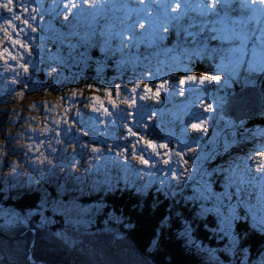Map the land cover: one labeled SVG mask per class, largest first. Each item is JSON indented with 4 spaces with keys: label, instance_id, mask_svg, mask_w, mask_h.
Here are the masks:
<instances>
[{
    "label": "rangeland",
    "instance_id": "374dc122",
    "mask_svg": "<svg viewBox=\"0 0 264 264\" xmlns=\"http://www.w3.org/2000/svg\"><path fill=\"white\" fill-rule=\"evenodd\" d=\"M229 1L231 0H227V3ZM238 1L241 2V0ZM243 2L246 5L245 7L251 10L248 12V16L246 19H232L238 24L246 25L247 29L246 32H242L239 36L238 40L241 41L239 42V49L241 52L249 53L253 47H256L257 51H259L260 46L264 45V4L260 0H243ZM2 3L3 1H0V4ZM13 3H16V5L26 3L30 8H35L34 13H31V11L27 14L21 13L22 18L29 19L31 27L26 28L20 34L19 39L28 45L31 43L28 34L34 33L31 28H44L48 32L52 30L54 38L64 46H67L70 42L71 46H67L70 53L72 52L71 50L78 53L77 48L74 47V43L78 40L85 43L91 50H100L102 53L112 55L115 52L121 53L124 48L129 52L135 47L136 50L133 57L135 60L140 57L139 50L143 48V43L136 45L133 42L132 45H125L121 48L119 40L108 45L103 41L110 33L121 31H123L124 37L128 39L142 34L144 29L138 27H133L131 32L126 31V29L131 24L135 25L138 21L147 19L149 11L157 12L156 7L158 9L160 4L174 5L179 3L181 8L171 14L179 17V20L183 17L190 19L194 15H200L203 19L204 16L213 13L208 9L207 0H143V4H141V0H93L90 4H84L83 0H13ZM157 4L159 5L155 6ZM220 4L222 6L225 5L224 0H221ZM73 5L76 7L75 13L77 15L70 14L75 7L71 12L67 10ZM84 6L87 8L82 11ZM0 11L7 13L2 7H0ZM215 11H218V7H216ZM65 16H67V19H65ZM3 18L0 19V23L3 22ZM217 19L218 17L209 19L210 23H207L210 26L206 30L209 32V36L220 34L212 31L214 27L219 26L212 23L213 20L216 21ZM220 19H223L221 15ZM60 23H64L65 28H62L59 25ZM170 23L166 25L169 30L172 24ZM179 24L181 25V21ZM196 24L199 23L197 22ZM251 25V30H248V26ZM179 27L176 25L177 29ZM148 28L149 25L146 24L145 30ZM63 29L67 31H63ZM71 32H74V34L68 36ZM84 33H88L85 35L86 37L83 36ZM246 33H250L252 40L244 37L247 35ZM66 37H68V41L64 40ZM167 37L166 35L164 41ZM46 39L49 38L37 39L34 37L33 44L46 51L47 47H49V42ZM152 46L154 47L155 45ZM0 48H10L17 58L27 52V48L21 49L10 45L2 31H0ZM172 51L177 54H174V57H170L173 58L172 63L175 64L173 74L176 77L177 73L181 72V75L177 76V80L171 74V69L169 68L164 71L165 74L162 73L159 77L155 76L156 78L151 76L152 73L149 68H145V78L147 81H152L150 88L154 93L151 91L145 92L144 87H140V83H142L140 77H137L134 79L135 92L128 86L118 85L112 81L105 82L104 80H101L98 85L99 90H87L86 87L72 90L68 87L66 88L67 84L63 83L67 82L63 81V83L56 85L50 91L32 92L33 89H31V92H23L16 97L9 94L10 99L6 98V101L1 99V96L7 94L4 92L2 83L5 82L7 85V82L11 80L9 76L14 75L15 70H20L21 66L17 63V59L8 60L0 55V181L5 182L10 175H13L14 181L16 180L17 182L15 188H17L16 185H31L36 183L37 179L48 176L54 182H59L60 180L64 182V188L58 189L59 193L62 192L64 194L65 189L68 190V193L69 190L73 192L84 189L86 185L85 178L88 174H93L96 177L99 172L105 173L104 170H108L106 173L110 175L111 166L119 163L131 168L137 178H140L139 174L141 172L136 171L132 167H146L147 174L152 177L154 169L157 170V166H162L163 170L161 173L164 174L162 176L166 183L179 185L184 180L185 172L188 169L189 161L185 155L195 153L201 146L203 148L209 147L212 142L215 144V147L213 145L212 148H217L219 151L223 150L230 156L233 164H239L241 168L248 166V179L255 176L257 180H260L264 175V169L258 167L264 164V157L259 155L260 152H264V118L259 119L260 121L256 123L249 121L250 119L247 118L240 119L238 123L231 118L225 116L223 118L220 115L222 114L220 109L224 102L226 103L229 95L222 97L223 93L219 89L227 88L224 83L231 82L230 79L233 80L235 85L244 84L246 80L242 79V73L245 74L246 78L252 75L261 76L264 72L260 70L250 72L247 62H242L235 69V73L230 70L226 71L224 70L225 65L217 60L215 67L210 72L199 74L192 69V55H196L192 48L186 50L187 54H184L181 48L176 49L173 47ZM197 52L199 54L203 53L198 50ZM156 54H161V50H158ZM179 55H182L183 58ZM130 56L133 55L131 54ZM32 60L41 64L39 62L40 59L32 58ZM86 61L89 63L90 70H93L95 66L93 60L86 59ZM188 64L190 68H188ZM160 71L161 69L158 68L157 72L159 73ZM201 75H220L221 80L201 83L199 81ZM181 76H195L197 79L194 81L186 80L184 84H181ZM137 81L140 83H137ZM92 85L97 88L96 81L92 82ZM117 86H119V92H117ZM158 86L159 96L155 94ZM105 89H110L111 91L105 92ZM184 91L188 92L190 97H181V92ZM12 102H16V104ZM207 104L213 105L211 111L205 110ZM155 105H159V107ZM155 108L161 116H164L172 123L170 124L172 126L170 131L178 133L180 136L173 139L176 143L173 145L172 150L158 149L161 152L166 151L168 153L173 151L175 155L177 152L183 151V157L176 155L177 161L174 164H164L162 161L164 157L154 154L153 150L146 146L138 136L130 135L123 124L119 123V119L125 118L134 126L142 129L147 128L146 124L155 119L150 116ZM147 110L149 113L145 115L143 120L136 122L135 114L147 113ZM191 111L195 117L193 115V117L190 116ZM262 115L264 116V113ZM43 119L44 122L41 121ZM201 122L203 123V130H196L190 127L192 123ZM86 126L90 128L101 126V136H106L107 144H101L102 148H100L97 144L85 142L82 129H86ZM131 131L133 132L132 128ZM243 131H245V136L237 137L238 133ZM131 137L134 139H131ZM184 137L192 140L198 139V141L192 144L187 142L186 139H181ZM160 141L158 139L153 142L168 144L167 140ZM75 144L79 147L78 150ZM188 146H191V150L188 149ZM93 147L98 148L99 151L93 152ZM10 149L12 150L10 151ZM124 150H127L126 158ZM133 150H135L136 155L142 154L141 150H144L150 158H157V160L150 161L143 156L151 162L145 165L133 156ZM206 151L210 153L212 149L210 148ZM213 152L217 153L216 151ZM199 153L202 158L207 157V153ZM199 153H197L198 156ZM202 158L200 160H203ZM233 164H224L222 169ZM97 167L103 170L98 171ZM40 171L43 173H40ZM95 171H97L96 174ZM173 172L177 174L173 175ZM18 176L26 178L24 179L25 181L28 177L29 181H18ZM200 179H198L199 182ZM95 182H97V178L92 182L93 187L96 185ZM257 183L256 181L250 186L245 184L243 188L247 192L249 189V192L253 194ZM197 185H193L192 189L196 190ZM87 189L88 186L85 190ZM85 192H82L81 196ZM80 194L81 192L77 193V198L80 197ZM76 204L82 207L80 203ZM69 220L73 223H81L83 221L81 218L79 222L70 218ZM7 222L10 224L12 217H9Z\"/></svg>",
    "mask_w": 264,
    "mask_h": 264
},
{
    "label": "trees",
    "instance_id": "16d2710c",
    "mask_svg": "<svg viewBox=\"0 0 264 264\" xmlns=\"http://www.w3.org/2000/svg\"><path fill=\"white\" fill-rule=\"evenodd\" d=\"M14 6L18 8L16 3ZM0 13L1 17L11 16L4 11ZM36 29L28 34L31 43L28 42L27 52L17 58V63L27 64L28 70L16 69L7 85L2 83L7 94L1 99H10L9 94L16 97L31 92V89L32 92L50 91L63 81L67 82L63 83L67 84L66 88L72 90L80 87L94 90L92 82L98 85L100 78L116 79L121 85L131 86L134 79L140 77L142 83L148 82L150 86L151 81L136 69L141 63L129 56L135 54V47L130 52L124 50L111 55L91 50L75 39L78 53H70L53 38L52 30ZM33 36L37 39L49 37L46 51L33 44ZM32 58L40 59L42 66ZM86 59L95 63L93 70ZM200 69L204 71L205 68L200 66ZM151 116L157 119L159 112L155 110ZM122 120L126 121L121 124L127 130L137 131L129 120ZM100 129L101 126H94L84 135L85 142L100 148L101 144L106 145V136H101ZM169 136L167 132L165 137ZM194 140L186 139L190 143L198 141ZM175 143L168 145L171 148ZM213 145L212 142L209 147L201 146L195 153L185 155L188 169L177 186L166 183L162 166L154 169L152 177L147 174L146 167H139L140 170L132 167L141 172L137 178L131 168L117 163L111 166L110 175L106 173L108 170L99 172L96 177L86 175L81 195L86 192L79 200L77 193L70 196L67 189L64 194L59 193L60 181L51 183L48 176L37 179L34 184L16 185L15 188L17 182L10 175L7 181H0V264H264V225L241 208L239 219L233 222L230 240L219 230L214 215L198 214L200 202L188 199L195 191L192 186L200 183L198 179L204 172L212 174L214 192L224 191V183L216 170L221 169L220 164L231 162L224 153L218 156L207 153ZM199 152L207 153V157L202 158ZM170 158L169 164L176 163L174 153ZM96 178L100 182H95L93 187ZM17 180L27 181L19 177ZM228 191L234 193L235 189ZM79 201L82 208H89L90 212L79 217L83 219L81 223H73L63 209L69 202ZM255 211L264 212V208L257 207ZM9 217H12L10 224Z\"/></svg>",
    "mask_w": 264,
    "mask_h": 264
},
{
    "label": "snow or ice",
    "instance_id": "6c2138e0",
    "mask_svg": "<svg viewBox=\"0 0 264 264\" xmlns=\"http://www.w3.org/2000/svg\"><path fill=\"white\" fill-rule=\"evenodd\" d=\"M93 0H83L84 4H90ZM264 4V0H260ZM221 3V0H207V6L210 12L215 13V9L218 4ZM226 6H231L227 3V0H224ZM143 4V0H141ZM246 5L243 0L240 2V7L243 8ZM0 7L5 9L7 13L11 15L10 19H4L0 23V31L7 37V42L10 45L17 46L21 49H26L29 47L28 44L24 43L19 36L26 28L31 27L29 19L22 18L21 13L27 14L29 11L31 13L35 12V8L31 7L26 3H20L18 8L14 6L13 0H3V3L0 4ZM75 5L67 8L68 12H71ZM160 11L153 13L149 11L147 14V19L138 21L135 25H129L126 31L131 32L133 27H138L144 29L142 34L136 36L135 38L131 37L128 39L124 37L123 31L110 33L108 37L105 38V44L115 43L116 40H119L120 47L123 48L125 45H132L135 42L136 45L140 43H147L149 45H155L158 41H162L169 28L166 26L171 22V20H177L178 17L172 16V13H175L178 9L181 8L179 3L174 5L160 4ZM218 19L213 21L214 25H219L212 29L213 32L220 33L219 35H213L210 37V40L217 41L215 44L209 45L208 43L202 44L198 51L203 52L204 55H207L209 59L215 62L219 60L225 65L224 70L235 71V69L242 63L247 62L248 70L250 72L260 70L264 72V45L260 46L259 51L256 47L251 49V52H241L237 41L242 32H246V25L238 24L236 21L231 20L227 12L224 13V17L221 20L220 14L217 13ZM67 19V16H65ZM19 22V23H16ZM148 24L149 28L145 30V25ZM23 26V27H22ZM11 30V31H10ZM36 28H31V31L35 32ZM74 32L68 34V36L73 35ZM186 36H193L192 33H188L185 30ZM193 39L195 37L193 36ZM65 41H68V37L64 38ZM67 46H71L70 42ZM0 55L6 57L8 60H15L17 57L13 54L10 48H0ZM258 62V64H257ZM21 67L27 71L28 65L22 64ZM197 77L195 76H185L181 77L180 83L184 84L186 80L194 81ZM221 80L220 75H201L199 81L204 82H217ZM139 83V81H137ZM26 87V86H25ZM91 87V85H89ZM110 89H105V92H110ZM135 92V87L133 88ZM144 91L150 92L151 88L148 84L144 85ZM117 92H119V86H117ZM157 96L160 95L159 86L156 89ZM143 98V97H141ZM134 102V100H133ZM213 105L207 104L206 111H211ZM192 129L203 130V123H192L190 125ZM130 135L138 136V133H133L131 128L128 129ZM143 143L151 148L153 152L163 158L164 164H169L171 162V154L168 152H161L158 149L167 150L170 146L167 143H156L151 140H147L143 137H139ZM134 149V146H133ZM93 152H98L99 149L96 147L92 148ZM127 150H124L126 158ZM133 156L139 159L141 163L148 165L151 162L145 159L141 155H136L135 150H133ZM177 156L183 157L184 152L180 151L176 153ZM259 155L264 157V152H260ZM186 163V161H185ZM260 169H264V164L258 166ZM218 173L223 174L224 176V191L223 192H214L212 190V179L211 173L204 172L201 175L200 183L197 185V189L194 191L193 195L188 197V199H195L199 201V210L198 214L200 215H209L212 214L217 218L219 225V230L222 231L225 235H228L230 240L232 238V226L233 222L239 219V210L241 208L246 210L248 216L253 220H258L262 225H264V212H256L257 207L264 208V185H261V192L259 195L256 194H244L243 185L251 183V180L247 178L248 176V166L241 168L239 164L230 165L227 168L217 169ZM173 175L177 173L173 172ZM183 174V173H180ZM234 188V193H229V189ZM89 208H82L74 202H69L63 211H65L71 220H76L79 222V217L87 215ZM155 244V241L153 242Z\"/></svg>",
    "mask_w": 264,
    "mask_h": 264
},
{
    "label": "water",
    "instance_id": "95a60500",
    "mask_svg": "<svg viewBox=\"0 0 264 264\" xmlns=\"http://www.w3.org/2000/svg\"><path fill=\"white\" fill-rule=\"evenodd\" d=\"M224 113L236 120L244 117H256L264 113V96L261 92L252 88L237 91L229 97ZM144 137L151 141L162 139L163 126L159 122L155 123L148 129Z\"/></svg>",
    "mask_w": 264,
    "mask_h": 264
},
{
    "label": "bare ground",
    "instance_id": "6f19581e",
    "mask_svg": "<svg viewBox=\"0 0 264 264\" xmlns=\"http://www.w3.org/2000/svg\"><path fill=\"white\" fill-rule=\"evenodd\" d=\"M78 1H82V0H78ZM160 1V0H159ZM162 2V1H161ZM191 3V2H190ZM124 4V3H123ZM95 5V4H94ZM124 6V5H123ZM87 7L86 6H84L83 8H82V11H84L85 9H86ZM75 10H76V7L73 9V14L74 15H77V13H75ZM260 17V16H259ZM258 17V18H259ZM248 19V18H247ZM62 22H64V20H62ZM104 42V41H103ZM162 42H163V44H164V48L166 47V42L164 41V39L162 40ZM241 42V41H240ZM157 46H158V44H156ZM159 47V46H158ZM116 54H119V52H115ZM250 53V52H249ZM124 71V70H123ZM235 73V72H234ZM237 73V72H236ZM152 76V75H151ZM242 77V76H241ZM190 87V86H189ZM192 90V89H191ZM145 95V94H144ZM197 100V99H196ZM169 103V102H168ZM155 107V106H154ZM145 108V107H144ZM147 108H148V106H147ZM161 108V107H160ZM147 112V111H146ZM137 113V112H136ZM167 115H169V114H167ZM171 118V117H170ZM255 132V131H254Z\"/></svg>",
    "mask_w": 264,
    "mask_h": 264
}]
</instances>
